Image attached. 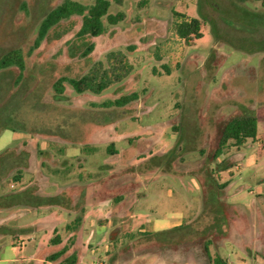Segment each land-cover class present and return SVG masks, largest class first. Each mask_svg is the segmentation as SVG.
Listing matches in <instances>:
<instances>
[{"label":"rangeland","instance_id":"374dc122","mask_svg":"<svg viewBox=\"0 0 264 264\" xmlns=\"http://www.w3.org/2000/svg\"><path fill=\"white\" fill-rule=\"evenodd\" d=\"M63 1L0 0V57L14 48L25 54L24 68L0 69V259L13 258L0 264H62L73 245L56 261L47 256L75 239L76 218L83 219L90 204L88 186L101 178L108 181L107 189H98L109 198L105 209L131 190L122 185L125 179L140 181L134 204L139 219L156 214L169 189L186 198L189 208L254 209L256 239L240 228L236 246L243 254H264V50L251 52L226 41L257 46L264 32L254 34L252 22L264 18V12L254 15L263 11L261 2L110 0V12L123 11L125 18L117 24L105 20L103 34L79 36L82 16L73 15L37 43L43 17ZM176 11L200 19L203 36L181 38ZM92 42L94 50L82 56ZM100 62L112 79L121 78L99 93L78 92L68 82L63 93L55 90L60 77L79 78ZM132 92L139 98L124 107L102 105ZM243 114L258 117L256 138L230 145L215 160L225 123ZM86 132L94 134V149L84 143ZM222 166L230 170L220 173ZM132 218L111 217L125 233H113L123 238L113 248L116 264H164L156 241L177 258L171 264H187L179 260L185 242L225 254L221 243L228 239L217 236L234 235L214 214L199 215L202 223L192 229L155 236L131 231ZM88 231L86 240L95 228ZM57 233L63 246L50 242ZM104 244L105 239L98 246ZM40 252L44 261H31ZM94 257L89 254L82 264Z\"/></svg>","mask_w":264,"mask_h":264},{"label":"crops","instance_id":"0c3cea01","mask_svg":"<svg viewBox=\"0 0 264 264\" xmlns=\"http://www.w3.org/2000/svg\"><path fill=\"white\" fill-rule=\"evenodd\" d=\"M259 128L260 124L258 122V132ZM17 133L18 132H14V137H21L20 135L17 136ZM84 136V143L89 147V149H94V134L92 132H86ZM109 146V148L112 149V152L116 151L114 143H109ZM229 170V168H221L220 173L224 174V172H227ZM107 183L108 181L105 180V178H101L97 179L96 181H92L91 185L88 186L87 190H89L90 187L92 188L91 197L88 200L90 204H86L84 218L81 219L79 223H77V230L74 229V234L76 236L75 242L73 244V251H76L78 253V261L76 264H82L89 254L95 255L94 259L92 260V262H90V264H116L118 262L119 258L115 253H113V248L118 245V242H122L123 238L117 236L116 233V236H113V233L116 231L117 233L120 232V235H124L125 233H123V226L121 224L117 223L116 225H113L111 219L112 216L114 217L118 215L129 216L130 218L133 217L131 219L132 223L129 225L126 224L127 227H131V231L137 228L136 231L150 232L155 236L157 234H169L180 228H183L184 226L185 228L188 226L187 228L192 229L193 225L202 223V220L199 221V219H197L199 215L206 216L213 214L222 217L221 221H223L224 227H226L228 231H233L232 233H234V235L232 234L233 239L227 234H220L217 236H220L221 239H228L227 241L223 240L224 242L221 243L222 249H224L226 253L222 254L218 252V254L226 258L229 264H264V254L260 255L257 252L255 255L254 251H250L249 253L243 254L239 249H237L236 246L238 244L236 234L240 228L246 229V233L250 234L252 241L256 239L254 237L255 235H253V215L255 212L254 209L228 208L219 209L218 211H203L199 208H189L186 198H184L179 193H175V191H173L172 189H169L167 191L165 199L160 201L157 207H155L156 214L148 215L145 219H139L137 216L138 214L135 211L134 204L138 199H140V194L136 190V185L139 184L140 181H137V179L133 178L125 179L122 185L131 187V190H127V192L116 195L115 200L117 201V203L113 202L115 203V205H113L112 203V207H110L109 209H105V202L107 203V206H109V198L107 195L105 198L103 193L100 192L98 189H107ZM196 200L198 199L194 198L195 203ZM208 212H210V214ZM93 217L103 219H100L101 221L98 222V220H95ZM88 227L95 228V232L91 234L90 239L86 240L84 238V234H89ZM109 232L111 233L109 234ZM108 234L110 236L109 238L107 237ZM104 239V246H98L99 243ZM229 241L234 244L228 243ZM134 242L135 241L132 240L130 241V245H132L130 247L133 253L135 251ZM62 244L63 239L59 245ZM190 244L185 242V255L183 254L184 256L180 257L179 260L184 261L187 264H211L205 250V245L202 248V245L200 244ZM226 244H228V246H226ZM153 245L159 247L162 256L167 259L163 260L164 264H171V260H177L176 257L174 258L173 255L169 254L168 252H166V250L163 249L161 242L158 243V241H156L153 243ZM22 249L23 247L21 248V250ZM41 253L42 252L37 255L31 256V261H44V259H42V257L40 256ZM103 253H105L107 256V262L102 255ZM211 255L215 256L216 254L211 253ZM0 261L10 262L13 261V258H1Z\"/></svg>","mask_w":264,"mask_h":264},{"label":"trees","instance_id":"16d2710c","mask_svg":"<svg viewBox=\"0 0 264 264\" xmlns=\"http://www.w3.org/2000/svg\"><path fill=\"white\" fill-rule=\"evenodd\" d=\"M239 4H244L248 0H236ZM260 1L264 7V0ZM111 1L110 0H95L92 4H85L78 0H64L59 5L50 9L45 16L43 17L40 28L39 35L36 40L38 43L44 39L51 28L58 24L63 19H68L73 15L82 16V23L77 32L79 36L91 35L99 36L106 31L105 20L110 24H117L125 18V13L119 11L117 13L110 12ZM261 12H254V15L260 16ZM175 14L179 17L178 21L175 23L176 33L186 41L190 42L194 39L201 38L203 36L201 32V20L196 17L189 18L186 14L176 11ZM242 20V19H241ZM254 22V34H262L264 32V18L257 17L253 19ZM237 26L245 25L242 22L235 21ZM231 23V22H230ZM233 24V22L231 23ZM228 43L232 44L235 48L247 49L249 51H254L257 49L264 50V38L256 41L257 46H246L241 44L237 40H226ZM95 48V43H90L86 49L82 52V56H87ZM114 52L109 53V57L114 55ZM11 66H17L19 68L25 67V54L19 48L11 49L5 52L0 57V69L8 68ZM109 69H104L102 63L93 66V68L88 71L86 74L82 75L79 78L71 77H60L55 81L54 87L55 90L60 94L65 91V82H68L76 89L78 92H84L86 90H91L93 92H101L114 80H119L121 75H116V79H112L109 75ZM139 98L137 92H132L129 94L121 95L115 99H110L102 103L104 107H124L131 103L132 101ZM258 133V117L254 114H243L237 115L230 118L224 125L222 133L219 138L218 145L215 149L213 158L217 160L230 145L241 146L245 142L252 138H256ZM112 151V149H110ZM222 168H225L222 166ZM264 182V179H263ZM224 183L223 185H226ZM221 185V186H223ZM77 223L80 222V217L76 218ZM68 228L72 226L68 225ZM149 234V233H147ZM50 242L52 244H60L62 242V237L60 234H56L51 238ZM75 239H72L71 243L65 245L63 248L51 253L47 256L49 261H56L63 257L74 244ZM208 259L211 264H229L227 259L222 257L220 254L212 256L208 246H205ZM78 261V253L72 251L69 255L63 258L62 264H76Z\"/></svg>","mask_w":264,"mask_h":264}]
</instances>
